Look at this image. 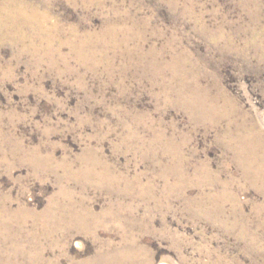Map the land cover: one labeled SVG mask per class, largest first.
Masks as SVG:
<instances>
[{"label": "rangeland", "instance_id": "374dc122", "mask_svg": "<svg viewBox=\"0 0 264 264\" xmlns=\"http://www.w3.org/2000/svg\"><path fill=\"white\" fill-rule=\"evenodd\" d=\"M109 263L264 264V0H0V264Z\"/></svg>", "mask_w": 264, "mask_h": 264}, {"label": "bare ground", "instance_id": "6f19581e", "mask_svg": "<svg viewBox=\"0 0 264 264\" xmlns=\"http://www.w3.org/2000/svg\"><path fill=\"white\" fill-rule=\"evenodd\" d=\"M9 16V15H8ZM188 92V91H187ZM207 94V93H206ZM194 95V94H193ZM195 95H197V94H195ZM183 96V95H182ZM192 96V95H191ZM189 97V96H188ZM187 102V101H186ZM198 102V101H197ZM196 102V103H197ZM226 103V102H225ZM198 104V103H197ZM205 104V103H204ZM183 105V104H182ZM187 105V104H186ZM206 105V104H205ZM223 105V104H222ZM198 106H200V105H198ZM196 108V107H195ZM200 108V107H199ZM202 108V107H201ZM203 109H204V107H203ZM225 109V108H224ZM203 111V110H202ZM205 111V110H204ZM207 112V111H206ZM226 112V111H225ZM195 113V112H194ZM203 113V112H202ZM212 114H214L213 112H212ZM222 114V113H221ZM203 116V115H202ZM212 116V115H211ZM192 117V116H191ZM239 117V116H238ZM218 118V117H217ZM220 118V117H219ZM223 118V117H222ZM221 118V119H222ZM238 121V120H237ZM236 121V122H237ZM220 122V121H219ZM235 122V123H236ZM242 122V121H241ZM214 123V122H213ZM218 123V122H217ZM221 123V122H220ZM244 124V123H243ZM239 125V124H238ZM253 125V124H252ZM255 125H256V123H255ZM248 129V128H247ZM255 129H256V127H255ZM232 130V129H231ZM244 130V129H243ZM234 132V131H233ZM251 132H249L248 133V140L250 139V140H252L253 141V139H254V143H256V138L254 137L255 135V133L253 134V135H251L250 134ZM244 134V133H243ZM228 135V134H227ZM252 136V137H251ZM236 137V136H235ZM243 137H244V135H243ZM242 137V138H243ZM231 138V137H230ZM224 139V138H223ZM231 139H233V138H231ZM248 143V142H247ZM260 143V142H259ZM262 143V142H261ZM240 144V143H239ZM227 146V145H226ZM256 146V145H255ZM235 147H237V145L235 146ZM242 147V146H241ZM250 147V146H249ZM261 147V146H260ZM228 148V147H227ZM233 149V148H232ZM235 149V148H234ZM238 149V148H237ZM251 149V148H250ZM231 150V149H230ZM252 150V149H251ZM253 151H254V149H253ZM263 152V151H262ZM237 153H238V150H237ZM230 154V153H229ZM246 155H247V153H246ZM250 157V156H249ZM49 159V158H48ZM248 159V158H247ZM246 159V160H247ZM35 160V159H34ZM256 160V159H255ZM43 161H45V160H43ZM47 162V161H46ZM247 162V161H246ZM242 163V162H241ZM247 164V163H246ZM245 165V164H244ZM208 166V165H207ZM249 166V165H248ZM256 166V165H255ZM48 167V166H47ZM243 168V167H242ZM251 169V168H250ZM261 170V169H260ZM245 173V172H244ZM246 177V176H245ZM255 177V176H254ZM263 177V176H262ZM73 207V206H72ZM51 208V207H50ZM56 208H57V210H55V212H50V213H52V215H51V217L52 218H57L58 220H60V221H66V220H68V221H75L76 219H73L72 218V220H71V216L73 215V213H71V212H73L71 209H68V208H66V206H64V207H60V206H56ZM259 211V210H258ZM86 214V213H85ZM90 214V213H89ZM21 219V218H20ZM84 220V219H83ZM43 221V220H42ZM67 221V222H68ZM76 221H79L80 222V219H77ZM85 222V221H84ZM78 223V222H77ZM83 224V223H82ZM87 224V223H86ZM48 225V224H47ZM72 225V224H71ZM74 225V224H73ZM94 226V225H93ZM71 228V227H70ZM78 230V229H77ZM45 233V232H44ZM123 254V253H122ZM132 255V254H131ZM135 255V254H134ZM122 257V256H121ZM120 257V258H121ZM127 257V256H126ZM108 258V257H107ZM123 258V257H122ZM108 261V260H107ZM117 263V262H116ZM110 264V263H109Z\"/></svg>", "mask_w": 264, "mask_h": 264}]
</instances>
